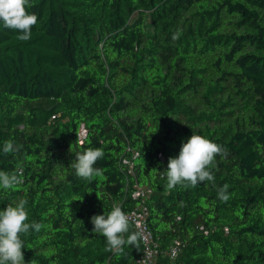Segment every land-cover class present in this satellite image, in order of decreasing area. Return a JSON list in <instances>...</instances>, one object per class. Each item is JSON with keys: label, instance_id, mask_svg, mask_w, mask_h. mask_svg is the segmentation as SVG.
<instances>
[{"label": "trees", "instance_id": "16d2710c", "mask_svg": "<svg viewBox=\"0 0 264 264\" xmlns=\"http://www.w3.org/2000/svg\"><path fill=\"white\" fill-rule=\"evenodd\" d=\"M31 3L30 40L0 24V170L20 180L0 189V210L26 199L42 225L21 237L25 264H135L140 241L106 251L91 223L136 205L131 150L160 250L183 242L154 264H264V0ZM193 131L226 150L215 183L169 190L168 160ZM9 139L20 151L5 155ZM89 147L105 152L91 184L70 167Z\"/></svg>", "mask_w": 264, "mask_h": 264}, {"label": "clouds", "instance_id": "9594fccd", "mask_svg": "<svg viewBox=\"0 0 264 264\" xmlns=\"http://www.w3.org/2000/svg\"><path fill=\"white\" fill-rule=\"evenodd\" d=\"M33 5L31 0H0V24L3 28L19 33V41L31 39L32 28L37 24L38 17L28 9ZM78 140H80L77 132ZM20 151V146L12 139L3 143L2 152L5 155ZM70 167L74 174L91 184L95 177L103 175V169L95 167L104 158L105 152L101 147H89L83 152H76ZM225 156L226 150L205 136L193 134L182 143L179 155L170 157L165 170L166 187L171 190L177 186L195 187L204 182L215 183V176L210 171L215 166L217 156ZM20 183L14 172L0 170V189L13 190ZM228 185L218 189V196L229 199ZM92 189L89 188L88 193ZM98 196V194H97ZM99 198V197H98ZM82 201V199H80ZM28 201L21 198L15 206L7 205L0 210V264H25L23 249L26 247L22 236L30 234V230L39 232L42 225L38 222H27ZM71 203V201L69 202ZM70 212V209H69ZM92 232L101 235L106 241V251L120 253L125 245L139 247L141 233L130 231L129 216L119 205H114L111 211L91 217Z\"/></svg>", "mask_w": 264, "mask_h": 264}, {"label": "built area", "instance_id": "2783aa9c", "mask_svg": "<svg viewBox=\"0 0 264 264\" xmlns=\"http://www.w3.org/2000/svg\"><path fill=\"white\" fill-rule=\"evenodd\" d=\"M52 117H54V115ZM84 134L85 128L81 125L79 131L80 139L84 136ZM135 155H137V151L131 150V156H126L122 159L128 179L132 181L130 184L132 189L131 197L136 200V205L127 211L126 214L129 216L130 222L135 230L141 233L140 243L142 250L136 258L135 264H154L156 257L160 252H164L171 259H173L181 251L183 242L179 238H173L166 250H160L147 222L148 206L146 200L150 194V188L137 182L132 160V157Z\"/></svg>", "mask_w": 264, "mask_h": 264}, {"label": "rangeland", "instance_id": "374dc122", "mask_svg": "<svg viewBox=\"0 0 264 264\" xmlns=\"http://www.w3.org/2000/svg\"><path fill=\"white\" fill-rule=\"evenodd\" d=\"M41 113H43V114L41 115L40 113H35L36 116H38V117H37L38 120L41 119V117H44V116L46 115V112H41ZM48 114H49V113H47V115H48Z\"/></svg>", "mask_w": 264, "mask_h": 264}]
</instances>
